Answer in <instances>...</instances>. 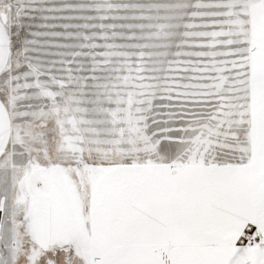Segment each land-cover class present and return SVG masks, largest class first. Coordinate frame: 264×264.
I'll use <instances>...</instances> for the list:
<instances>
[{
    "label": "snow or ice",
    "instance_id": "1",
    "mask_svg": "<svg viewBox=\"0 0 264 264\" xmlns=\"http://www.w3.org/2000/svg\"><path fill=\"white\" fill-rule=\"evenodd\" d=\"M0 264H264V0H0Z\"/></svg>",
    "mask_w": 264,
    "mask_h": 264
}]
</instances>
